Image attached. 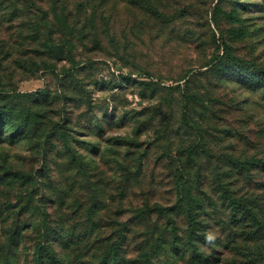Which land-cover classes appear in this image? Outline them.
I'll use <instances>...</instances> for the list:
<instances>
[{
  "label": "rangeland",
  "instance_id": "374dc122",
  "mask_svg": "<svg viewBox=\"0 0 264 264\" xmlns=\"http://www.w3.org/2000/svg\"><path fill=\"white\" fill-rule=\"evenodd\" d=\"M56 1L0 7V86L32 114L0 144V264H252L238 206L264 216V0Z\"/></svg>",
  "mask_w": 264,
  "mask_h": 264
},
{
  "label": "trees",
  "instance_id": "16d2710c",
  "mask_svg": "<svg viewBox=\"0 0 264 264\" xmlns=\"http://www.w3.org/2000/svg\"><path fill=\"white\" fill-rule=\"evenodd\" d=\"M29 1H32L34 3V0H0V7L2 8L4 7L7 22L13 20L12 17L16 13V10L20 9V3L29 2ZM51 1L53 3L57 2L56 0H51ZM53 18L56 20L60 28H62L63 30H66V34H69L71 36L75 34L77 25L75 23L74 25L70 24L69 15L66 12L54 10ZM43 45L48 47L47 50L49 49V51H53L55 54L61 53L67 47H68V50L73 49L72 40L70 38H68L67 40L60 41V42L53 41L52 43L50 42V40H46ZM49 61L50 60L48 59L47 60L43 59V62L46 63L45 66L48 68L54 66V64L52 62L49 63ZM38 94L40 98L44 97L43 96L44 92L40 93L38 91ZM19 95H20L19 92H15V91L13 92L9 89H6L5 87L0 86V144H4V143L14 144L17 140H19L26 134V130L30 126V120H31L32 114H29L30 112L21 114L15 109L14 105H11L6 101V98L15 99ZM95 119L96 118L93 119V122L94 121L96 122L94 124V127L96 129L102 128L100 121L98 119L96 120ZM110 119L111 118H109L107 121L110 122L111 121ZM59 138L63 141H69L71 139V134L61 132ZM188 190L189 192L185 190L184 188V192L181 194L180 200L182 203L183 201L188 199V194L191 195L192 193L191 188H188ZM181 202H180V205L182 204ZM238 208H239V212L242 215L241 217H239V219L241 218L248 219L249 221L252 222L251 225L253 229L246 232L245 236L251 237L254 240H258L256 244L258 245L257 247L259 248L258 253H256L255 256L246 255L247 263L264 264V253L261 251V248L259 246L260 244H264V216H262L261 214H258L254 208L246 204H240ZM191 209L192 208H189L188 210L189 214L192 213ZM190 218L191 220L193 219L192 215L190 216ZM197 234L198 232L196 230H193V229L191 230L190 239L192 240L189 239V241H193L194 248H193V251L191 250L189 257L191 259V262H196V261L197 262L198 261L207 262L208 261L207 256H205L204 253L201 254L199 252V250L197 249L198 244L194 242V241H198L194 237ZM169 247L173 250L172 253L168 252L169 256L177 257L178 255H180L183 259L185 258L186 250L183 249L180 253L177 241L176 242L172 241L169 246H164L166 250H169ZM246 247L250 249L249 244H247Z\"/></svg>",
  "mask_w": 264,
  "mask_h": 264
},
{
  "label": "clouds",
  "instance_id": "9594fccd",
  "mask_svg": "<svg viewBox=\"0 0 264 264\" xmlns=\"http://www.w3.org/2000/svg\"><path fill=\"white\" fill-rule=\"evenodd\" d=\"M214 238H215V237H214L211 233L208 234V236H207V239H208L209 241H212Z\"/></svg>",
  "mask_w": 264,
  "mask_h": 264
}]
</instances>
